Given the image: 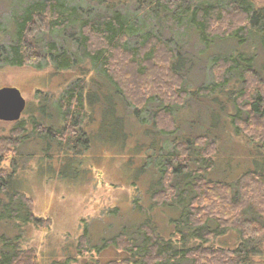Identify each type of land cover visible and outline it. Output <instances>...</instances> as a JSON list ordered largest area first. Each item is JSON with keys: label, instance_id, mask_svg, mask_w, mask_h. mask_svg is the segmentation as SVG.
<instances>
[{"label": "trees", "instance_id": "obj_1", "mask_svg": "<svg viewBox=\"0 0 264 264\" xmlns=\"http://www.w3.org/2000/svg\"><path fill=\"white\" fill-rule=\"evenodd\" d=\"M92 1L104 8L85 15L79 6H70L65 0H34L14 17V36L1 50L0 60L12 66L40 68L39 32L62 31L78 23L77 43L103 75L93 77L94 88L84 75L56 99L46 92L39 115L33 114L29 120L32 135L22 116L14 121L8 135H0V192L6 194L0 197V220L32 222L37 227L51 225L50 218L35 214L32 197L9 187L15 169L11 172L1 165L3 160L13 159L32 136L55 142L61 147L59 152L81 153L80 147L86 149L90 144L86 119L92 113L86 107L109 108L107 97L100 96L102 89L108 88L113 99L119 100L117 95H121L129 102L140 119L142 110L152 101H160L153 113V126L163 135L164 145L170 134L178 131L176 111L192 92L185 86L184 68L192 69L199 62L212 61L213 80L201 84L200 92L193 90V95L208 97V105L215 92L226 96L237 93L232 96L234 133L264 148V74L257 62L264 53V5L256 6L254 0H156L178 22L186 20L190 25L187 32L201 42L203 48L191 58L183 51V44L173 46L161 35V25L156 31H142L134 18L117 7L118 0ZM136 2L147 4L146 9L157 6L152 0ZM228 41H232L231 48L221 53L220 45ZM45 46L58 70L74 66L76 58L71 51L56 41ZM234 71H239L243 86L238 92L230 88L225 93L222 88ZM111 106H115L114 101ZM47 115L51 116L49 123L44 121ZM58 122L63 125H56ZM163 145L161 141L160 147ZM217 152L216 139L207 133L176 140L163 162L161 185L151 194L158 206L181 208L173 235L163 237L147 221L134 229L142 235L141 241L122 232L118 235L122 240L105 239L99 246H118L129 256L85 264H264V172L248 170L235 181L209 179ZM229 229L236 230L241 238L235 248L207 244ZM20 241L19 236L0 235V264H41L35 249L22 246ZM88 243V233L84 232L79 237V250ZM70 259H54L48 264H69Z\"/></svg>", "mask_w": 264, "mask_h": 264}, {"label": "rangeland", "instance_id": "obj_2", "mask_svg": "<svg viewBox=\"0 0 264 264\" xmlns=\"http://www.w3.org/2000/svg\"><path fill=\"white\" fill-rule=\"evenodd\" d=\"M32 1L34 0H0V52L13 39L15 15L22 14ZM118 1L117 7L134 18V22L142 26V31H156L161 25V35L173 46L183 44V51L191 58L203 48L197 37L194 40L187 32L190 25L186 20L178 22L156 0H152L157 5L154 10L146 9L147 4L136 0ZM179 1L185 3L187 0ZM65 2L70 6H79L85 15H92L104 8L92 0ZM254 4L264 5V0H254ZM78 34V23L53 33L40 31L37 36V45L42 52L40 68L33 65L12 66L0 60V87L16 86L27 100L22 118L26 119L30 135L33 132L29 120L33 114L39 115L41 99L46 100V92L56 99L84 75L91 88H94L93 77L103 75L102 69L93 64L78 45ZM48 41H56L71 51L76 58L74 66L58 70L46 49L45 43ZM231 43L232 41L222 42L220 52L231 48ZM202 59L203 57H199V60ZM257 62L264 74V53ZM184 72L185 86L192 92H200L197 91L200 86L213 80L211 60L199 62L192 69L184 68ZM238 72L234 71L229 76L222 88L225 93L230 88L238 92L243 86V79ZM109 92L105 88L100 93L101 97H107L109 108L102 110V107H86L92 113L86 119L90 144L86 149L85 146L80 147L81 153L59 152L61 147L58 144L49 143L36 135L22 144L17 154L12 155L14 160L10 157L1 163L11 172L15 169L9 187L24 191L32 197L35 214L50 218L51 225L37 227L32 222L25 224L17 220H0V235L12 238L19 236L22 246L35 249L41 264L63 258H71L69 264H85L96 260L104 263L112 259H123L129 253L118 246H99L105 239H121L123 236L118 235L122 232L128 238L141 241L142 235L134 232V229L147 221L157 227L160 235L171 237L175 232V219L181 215L182 210L180 207L158 206L151 199V194L153 189L161 185L163 162L178 139L202 133L216 139V166L207 174L209 179L235 181L248 170L264 172V148L246 136L234 133L232 117L236 110L232 96L237 93L226 96L215 92L211 94L207 105L208 97L194 96L191 92L187 102L176 111L180 124L178 131L170 134L163 145V135L153 126V113L160 104L159 100L152 101L147 109L140 112L141 120L133 112L134 107L129 102L121 95H117L119 100L113 99ZM111 101L115 102V106H111ZM53 113L57 114L56 111ZM46 117L44 121L51 122V116ZM61 124L62 122L56 123ZM13 126L14 121L0 120V135H8ZM161 141L164 146L162 148ZM5 196L4 192H0V197ZM84 232L88 233L89 243L81 251L78 248L79 237ZM240 240L239 233L229 229L207 244L235 248Z\"/></svg>", "mask_w": 264, "mask_h": 264}, {"label": "water", "instance_id": "obj_3", "mask_svg": "<svg viewBox=\"0 0 264 264\" xmlns=\"http://www.w3.org/2000/svg\"><path fill=\"white\" fill-rule=\"evenodd\" d=\"M27 100L16 86L0 87V120L16 121L21 118Z\"/></svg>", "mask_w": 264, "mask_h": 264}]
</instances>
